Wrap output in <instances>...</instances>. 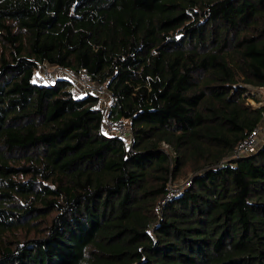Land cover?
I'll return each mask as SVG.
<instances>
[{
    "label": "trees",
    "instance_id": "16d2710c",
    "mask_svg": "<svg viewBox=\"0 0 264 264\" xmlns=\"http://www.w3.org/2000/svg\"><path fill=\"white\" fill-rule=\"evenodd\" d=\"M40 64L104 83L129 145ZM246 85L264 0H0V264H264V139L222 161L261 122Z\"/></svg>",
    "mask_w": 264,
    "mask_h": 264
},
{
    "label": "built area",
    "instance_id": "2783aa9c",
    "mask_svg": "<svg viewBox=\"0 0 264 264\" xmlns=\"http://www.w3.org/2000/svg\"><path fill=\"white\" fill-rule=\"evenodd\" d=\"M61 71L65 74H70V71L65 68H60L57 66H47V65H37L33 73V81L37 84H52L58 77L57 72ZM73 80L75 84L80 88L82 94H90L94 96V107L100 112V131L111 137H117L121 139L124 143L130 141L131 135L127 125V121L121 118H109L108 107L110 104V96L105 89L104 83H97L91 79L89 74L83 69L73 72ZM248 88V86H247ZM252 90L248 88L253 97H249L253 101V107L263 105L261 99H258L256 92L257 89H264L263 87H254ZM247 98V99H249ZM251 105V106H252ZM264 112L262 113L261 122L259 125L252 127L246 135L231 149L227 156L222 160L237 158L252 152L256 146L263 141L259 142L260 137L264 134ZM264 136V135H263ZM127 143V144H128ZM161 146L168 153V155L174 156V152L171 148L164 142ZM190 177L183 179L180 183H174L171 180L167 181L166 193L164 194L163 200L171 199L175 194H177L184 185L189 183Z\"/></svg>",
    "mask_w": 264,
    "mask_h": 264
},
{
    "label": "rangeland",
    "instance_id": "374dc122",
    "mask_svg": "<svg viewBox=\"0 0 264 264\" xmlns=\"http://www.w3.org/2000/svg\"><path fill=\"white\" fill-rule=\"evenodd\" d=\"M70 71V70H69ZM57 75L58 76H64V77H66V78H68L70 81H71V84H70V90L73 92V94H75V81L73 80V78H74V76H73V72L72 71H70V74H65L64 72H61V71H58L57 72ZM246 86H248V85H246ZM248 88H251L252 90H254L255 88L254 87H252V86H248ZM256 92V95H257V97H258V99H261L262 100V102L264 103V89H257V91H255ZM76 96H77V94H75ZM249 98V97H248ZM245 103L246 104H249V105H252L253 104V101L252 100H250V98L249 99H247V98H245ZM253 106V105H252ZM262 125H264V123L262 124ZM264 135V134H263ZM259 136L260 137V140H259V142L263 139V137L264 136ZM128 143V141L125 143L126 145H129V144H127ZM191 174H188V175H186V177H189ZM185 176L184 177H177V180H175L174 181V183L176 182V183H180L182 180H183V178H186Z\"/></svg>",
    "mask_w": 264,
    "mask_h": 264
},
{
    "label": "crops",
    "instance_id": "0c3cea01",
    "mask_svg": "<svg viewBox=\"0 0 264 264\" xmlns=\"http://www.w3.org/2000/svg\"><path fill=\"white\" fill-rule=\"evenodd\" d=\"M75 94H77V95H81L82 93L80 92V88L77 86V84H75Z\"/></svg>",
    "mask_w": 264,
    "mask_h": 264
}]
</instances>
